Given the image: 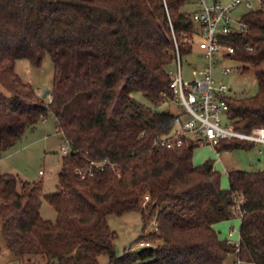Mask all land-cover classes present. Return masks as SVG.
I'll list each match as a JSON object with an SVG mask.
<instances>
[{
  "label": "trees",
  "instance_id": "trees-1",
  "mask_svg": "<svg viewBox=\"0 0 264 264\" xmlns=\"http://www.w3.org/2000/svg\"><path fill=\"white\" fill-rule=\"evenodd\" d=\"M188 3L193 0H0V150L49 113L71 148L55 194H44L41 182L0 176L1 232L25 264H33L32 255L47 264H102V256L108 264H228L231 255L264 264V170L230 171L226 190L211 161L194 164L197 144L170 150L157 142L179 120L158 107L173 97V33L181 54L191 53L185 37L197 24L193 11L184 10ZM242 19L247 31L229 41L241 72L256 74L258 92L227 102L234 126L250 133L264 125V7L244 11ZM46 55L55 65L48 103L15 71L17 61L40 66ZM136 93L150 105H138ZM254 145L223 140L215 149ZM43 198L55 209V222L42 218ZM132 211L144 222L135 242L149 246L117 256L108 217ZM235 215L239 250L214 227ZM151 220L155 228L147 232Z\"/></svg>",
  "mask_w": 264,
  "mask_h": 264
},
{
  "label": "rangeland",
  "instance_id": "rangeland-1",
  "mask_svg": "<svg viewBox=\"0 0 264 264\" xmlns=\"http://www.w3.org/2000/svg\"><path fill=\"white\" fill-rule=\"evenodd\" d=\"M227 1V0H220ZM194 8L192 3L184 6L187 12ZM245 8H238L237 13L241 14ZM198 42V39H197ZM192 53L184 55L182 58L183 74L185 79L189 80L194 76H199L193 68H200L202 62L199 55L201 50L196 43ZM225 65L232 67L233 72L220 77L229 87L232 88L231 96L236 98L254 96L258 92V79L252 69L246 73L241 72L243 64L233 59H227ZM15 71L17 75L25 82H29L35 89L37 95L43 97L47 91H50L53 86L55 65L52 58L46 55L40 66H33L27 60H19L16 62ZM1 88V85H0ZM136 103L139 105L149 106L150 103L140 93L133 95ZM51 96L45 97V102L48 103ZM173 97L167 101L168 103L159 107V110H168L174 114L181 113V109L174 102ZM33 129H28L24 136L18 140L8 150H0V176L3 174H11L17 177L20 181L26 183L41 182L44 187V194H55L59 191L58 174L62 167V147L67 146L63 134L60 133L56 126V119L52 113L43 118ZM211 161L214 169L221 175V187L229 189L230 171H263L264 170V146L254 145L248 149L233 148L230 150L220 151L217 156L216 149L209 145H199L194 149L193 162L196 165ZM40 171L43 174H40ZM145 203V202H144ZM43 219L55 222L57 213L52 205L45 199H42L40 210ZM154 220V219H153ZM151 220L147 227V232L154 231L155 223ZM109 225L112 230L117 233V238L114 241L117 256H122L126 251H135L138 247H147L149 245L140 246L135 241L142 234L144 222L141 213L132 211L122 216L110 215L108 217ZM241 219L239 215L226 221L216 224L215 229L222 239H228L232 243L239 242V229ZM0 219V264H9L17 259L14 252L8 249L4 237L1 232ZM233 232V236L229 234ZM33 264H47V261L41 255L29 256ZM102 264H108L106 256L101 257ZM21 264L27 262V257L20 260ZM228 264H253L247 262H237L234 255L228 258Z\"/></svg>",
  "mask_w": 264,
  "mask_h": 264
},
{
  "label": "built area",
  "instance_id": "built-area-1",
  "mask_svg": "<svg viewBox=\"0 0 264 264\" xmlns=\"http://www.w3.org/2000/svg\"><path fill=\"white\" fill-rule=\"evenodd\" d=\"M193 1L197 3V7L193 10L191 18L197 24V31L191 36H186L185 42L190 46L191 53L194 45L198 43L202 52L198 58L202 65L200 68H193L199 76L185 79L183 55L173 33L175 60L168 73L173 100L181 109V113H178L177 127L157 142L170 150L180 148L186 142L209 144L215 148L223 140H241L264 145V125L254 127L250 133L234 126L229 118L227 102L232 90L220 79L233 72L232 67L225 65V61L233 59L235 53V47L229 37L247 31V25L242 19L243 13L238 14V8L243 6L244 11H250L263 8L264 5L261 0H229L226 3L220 0ZM66 143L67 146L62 147L63 155L71 151L69 143ZM40 174L43 172L40 171ZM234 210L238 214L241 213V200L236 202ZM228 242L232 243L230 240ZM232 244L239 250V242ZM144 245L149 244L140 243V246ZM237 262L240 263V260Z\"/></svg>",
  "mask_w": 264,
  "mask_h": 264
},
{
  "label": "water",
  "instance_id": "water-1",
  "mask_svg": "<svg viewBox=\"0 0 264 264\" xmlns=\"http://www.w3.org/2000/svg\"><path fill=\"white\" fill-rule=\"evenodd\" d=\"M230 90H232V88H230ZM48 93H49V91H47V92L44 94L43 98H45V97L48 95ZM143 248H144V247H138L137 251L140 252V251L143 250ZM9 264H21V261H20L19 258H17V259H15V260L11 261Z\"/></svg>",
  "mask_w": 264,
  "mask_h": 264
},
{
  "label": "crops",
  "instance_id": "crops-1",
  "mask_svg": "<svg viewBox=\"0 0 264 264\" xmlns=\"http://www.w3.org/2000/svg\"><path fill=\"white\" fill-rule=\"evenodd\" d=\"M229 0H227V1H222L223 3H226V2H228ZM193 6H194V8L191 10V11H193V10H195L196 9V7H197V3L196 2H194L193 1ZM256 145H261V144H256ZM261 146H264V145H261ZM220 154H218L217 153V156H219ZM195 164V163H194ZM216 226V224L214 225V227ZM233 236V232H231L230 234H229V237H232ZM226 240H228V239H226ZM239 240H240V234H239Z\"/></svg>",
  "mask_w": 264,
  "mask_h": 264
}]
</instances>
